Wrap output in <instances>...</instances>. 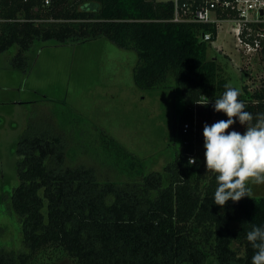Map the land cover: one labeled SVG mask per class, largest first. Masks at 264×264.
Returning <instances> with one entry per match:
<instances>
[{
    "label": "trees",
    "instance_id": "obj_1",
    "mask_svg": "<svg viewBox=\"0 0 264 264\" xmlns=\"http://www.w3.org/2000/svg\"><path fill=\"white\" fill-rule=\"evenodd\" d=\"M171 16L170 0H0V51L18 45L13 67L25 71L24 51L35 39L103 36L135 51L138 88L154 89L171 72L182 101L173 158L129 180L101 178L84 160L69 162V139L52 118L29 119L16 141L18 184L10 193L22 249L0 250V264H30L49 247L71 264H209V255L216 264H251L246 233L264 227V196L221 208L213 202L215 175L204 173L203 125L228 119L213 108L226 78L196 35L205 26ZM239 91L246 111L264 113L262 86ZM202 96L207 106L198 104Z\"/></svg>",
    "mask_w": 264,
    "mask_h": 264
},
{
    "label": "rangeland",
    "instance_id": "obj_2",
    "mask_svg": "<svg viewBox=\"0 0 264 264\" xmlns=\"http://www.w3.org/2000/svg\"><path fill=\"white\" fill-rule=\"evenodd\" d=\"M218 45L231 60L216 50ZM212 46L206 55L221 64L226 83L239 90L245 84L250 91L261 86L262 68L255 64L241 70L233 64L240 59L232 36L222 31ZM17 50L14 43L0 51V250L22 249L10 193L18 184L16 141L29 119L52 118L69 139V162L84 160L98 168L101 178L129 180L162 170L173 158L182 109L174 74L166 73L154 89L138 88L132 80L135 51L106 37L35 39L24 51L25 71L11 64ZM241 127L238 123L228 131ZM249 186L253 196H264V184ZM208 263L216 264L213 256H208ZM30 264H71V260L62 250L49 247Z\"/></svg>",
    "mask_w": 264,
    "mask_h": 264
},
{
    "label": "clouds",
    "instance_id": "obj_3",
    "mask_svg": "<svg viewBox=\"0 0 264 264\" xmlns=\"http://www.w3.org/2000/svg\"><path fill=\"white\" fill-rule=\"evenodd\" d=\"M224 89L214 98L213 108L217 113L226 114L228 119L203 125L206 171L215 175L217 187L213 202L221 208L229 200L235 203L244 197L251 198L249 185L264 184V113L254 118L239 99V89L229 83ZM202 97L198 104L207 106L208 97ZM237 121L245 126V131H228ZM196 162L193 157L188 160L189 165ZM246 239L255 250L251 264H264V227L253 225Z\"/></svg>",
    "mask_w": 264,
    "mask_h": 264
},
{
    "label": "built area",
    "instance_id": "obj_4",
    "mask_svg": "<svg viewBox=\"0 0 264 264\" xmlns=\"http://www.w3.org/2000/svg\"><path fill=\"white\" fill-rule=\"evenodd\" d=\"M49 1L43 0V3L48 4ZM170 1V19L205 26L198 29L196 35L209 46L214 44L222 31L232 36L240 59L239 63L234 61L233 64L241 70L254 68L255 64L262 68L261 86L264 92V0ZM216 50L223 52L220 45L216 46ZM224 55L231 60L226 53ZM189 126L188 122H184L182 130L186 131Z\"/></svg>",
    "mask_w": 264,
    "mask_h": 264
},
{
    "label": "crops",
    "instance_id": "obj_5",
    "mask_svg": "<svg viewBox=\"0 0 264 264\" xmlns=\"http://www.w3.org/2000/svg\"><path fill=\"white\" fill-rule=\"evenodd\" d=\"M247 78H248V76H247ZM247 82H249V79H247L246 83H247ZM246 88H247L248 91H250V90H249V87L246 86Z\"/></svg>",
    "mask_w": 264,
    "mask_h": 264
}]
</instances>
